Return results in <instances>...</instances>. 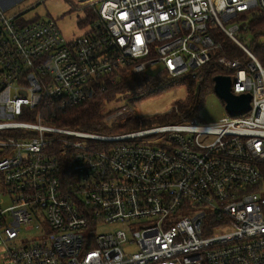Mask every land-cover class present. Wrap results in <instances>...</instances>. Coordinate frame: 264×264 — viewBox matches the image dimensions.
Segmentation results:
<instances>
[{"label":"built area","instance_id":"obj_1","mask_svg":"<svg viewBox=\"0 0 264 264\" xmlns=\"http://www.w3.org/2000/svg\"><path fill=\"white\" fill-rule=\"evenodd\" d=\"M20 1L0 0L8 264H264V66L237 37L249 29L243 13L264 12V0H81L73 11L86 22L70 38L58 18L24 15L47 0L5 13ZM215 31L242 51L217 62L231 92L250 95L246 112L118 134L42 122V104L89 101L122 71L195 76L221 48ZM133 109L122 102L107 125ZM100 223L122 227L96 234Z\"/></svg>","mask_w":264,"mask_h":264},{"label":"trees","instance_id":"obj_2","mask_svg":"<svg viewBox=\"0 0 264 264\" xmlns=\"http://www.w3.org/2000/svg\"><path fill=\"white\" fill-rule=\"evenodd\" d=\"M243 16L248 18V32L253 35L248 43V47L264 66V12L252 9L244 12ZM215 39L220 42L221 48L215 52V55H212L211 59L193 77L189 74L169 77L162 67L158 69L156 75L147 74L146 71L138 74L122 71L113 75L115 79L114 84L108 83L106 87L99 90L95 97L89 101L65 110L57 109L51 102L42 104L41 107H38V109H42V122L85 132L103 134L108 131L100 124V110L103 109L104 104L114 102L113 107L111 105L110 109H117L122 105V102H116V100H119V98L120 100L123 99L125 94L132 91L148 89V94H155L177 85H183L186 93L184 99L173 103L172 109H179L178 111L184 115L185 119L197 118L196 112L202 106L205 96L213 92V77L216 75L231 76L229 70L224 69L218 64L217 56L224 54L230 59H235L243 55L242 51L222 32L215 31ZM169 80H177L178 82L172 85L167 83ZM132 102L130 101L129 103ZM166 117L174 120L159 123L161 118L154 117V122L148 127L181 121L177 119L176 113ZM162 121H165V118H162ZM138 122L136 120L130 121L129 124L122 125L117 130L119 132H127V130L132 131L147 128V126L138 127Z\"/></svg>","mask_w":264,"mask_h":264},{"label":"rangeland","instance_id":"obj_3","mask_svg":"<svg viewBox=\"0 0 264 264\" xmlns=\"http://www.w3.org/2000/svg\"><path fill=\"white\" fill-rule=\"evenodd\" d=\"M33 0H22L19 3H16L15 5L8 8L5 13L6 14H14L18 11L25 10L29 8ZM81 0H47L44 5L36 6L33 9H29L24 15L27 17H31L34 13H37L41 16V18H58L57 24L62 31L63 35L66 38H70L72 35H76L80 32L79 26L84 24L86 22L82 21L84 17H81V14L78 15L76 11H73V8H78L81 5ZM88 3V2H87ZM86 3V4H87ZM73 5V6H72ZM82 6V5H81ZM88 13V12H87ZM252 34L248 31L243 34H238L237 37L241 40V42L247 47L248 43L252 38ZM250 49V48H249ZM161 68L158 66L155 70H146L147 74L150 75H156L158 73V69ZM177 80L174 81H168L167 83L175 84L177 83ZM181 82V81H179ZM186 89L183 85H177L172 88L160 91L158 93H151L148 94V89L146 90H138L135 92H130L128 94H125V97L120 100V102L127 101L128 103L130 101H133V111L136 112L137 116L135 117H126L125 120L122 122H116L112 125H107L105 118L110 115L113 110L110 109L111 105L113 107L114 102L106 103L103 105V109L100 110L101 117H100V124L104 126L108 131L103 134H118L123 133L119 132L117 130L122 125L129 124L130 121L140 120L138 122V127H145L150 126L154 122V117L161 118L159 120V123L162 122H168L172 121L174 119L167 118L166 116H169L170 114L176 113L177 119L184 118V115L180 113L179 109H172L173 103L182 100L185 97ZM119 102V103H120ZM130 103V104H132ZM197 121L199 123L203 124H214L221 117H231L227 110L224 108V102L214 93L211 92L205 96L204 102L202 106L197 110ZM162 118H165V121H162ZM137 127V128H138ZM128 131V130H127ZM99 134V133H98ZM102 134V133H100ZM164 134L151 136L145 138L148 141H152L156 138H162L164 137ZM209 137L201 138L202 141L207 140ZM2 188L1 180H0V190ZM2 192H0V198H1V206L5 207L9 205V199L5 195H1ZM122 227L120 224H106V223H100L96 228L94 233H103V232H109L116 228ZM87 232V231H85ZM34 235L33 230H21L19 234V239H28ZM18 244V243H16ZM12 246V245H9ZM0 264H8V259L6 258L5 254V248L0 242Z\"/></svg>","mask_w":264,"mask_h":264},{"label":"water","instance_id":"obj_4","mask_svg":"<svg viewBox=\"0 0 264 264\" xmlns=\"http://www.w3.org/2000/svg\"><path fill=\"white\" fill-rule=\"evenodd\" d=\"M213 92L224 102V108L232 116L240 115L249 109L250 95L247 93L233 94L229 75L213 77Z\"/></svg>","mask_w":264,"mask_h":264}]
</instances>
